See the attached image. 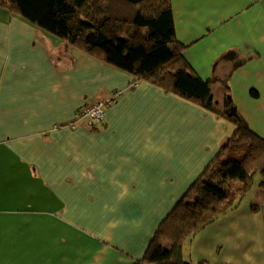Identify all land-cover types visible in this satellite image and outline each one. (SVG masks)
Instances as JSON below:
<instances>
[{
	"label": "crops",
	"instance_id": "crops-1",
	"mask_svg": "<svg viewBox=\"0 0 264 264\" xmlns=\"http://www.w3.org/2000/svg\"><path fill=\"white\" fill-rule=\"evenodd\" d=\"M170 1L185 60L264 138V0ZM114 90L102 123L66 126ZM235 131L0 4V264H135ZM256 176L185 243L187 262L264 264Z\"/></svg>",
	"mask_w": 264,
	"mask_h": 264
},
{
	"label": "trees",
	"instance_id": "trees-1",
	"mask_svg": "<svg viewBox=\"0 0 264 264\" xmlns=\"http://www.w3.org/2000/svg\"><path fill=\"white\" fill-rule=\"evenodd\" d=\"M37 28L96 59L189 100L236 126L211 164L159 224L135 264H190L183 246L231 212L254 177L264 186V138L239 115L230 93L218 102L210 81L183 57L170 0H0ZM251 94L255 95L254 90Z\"/></svg>",
	"mask_w": 264,
	"mask_h": 264
},
{
	"label": "built area",
	"instance_id": "built-area-1",
	"mask_svg": "<svg viewBox=\"0 0 264 264\" xmlns=\"http://www.w3.org/2000/svg\"><path fill=\"white\" fill-rule=\"evenodd\" d=\"M121 94V90H114L103 100L83 105L75 112L73 118L66 123V126L75 128L78 123L84 120L87 121L88 126L94 127L99 125L104 120L105 107L114 102Z\"/></svg>",
	"mask_w": 264,
	"mask_h": 264
},
{
	"label": "rangeland",
	"instance_id": "rangeland-1",
	"mask_svg": "<svg viewBox=\"0 0 264 264\" xmlns=\"http://www.w3.org/2000/svg\"><path fill=\"white\" fill-rule=\"evenodd\" d=\"M256 179H260V178H259V174H257Z\"/></svg>",
	"mask_w": 264,
	"mask_h": 264
}]
</instances>
